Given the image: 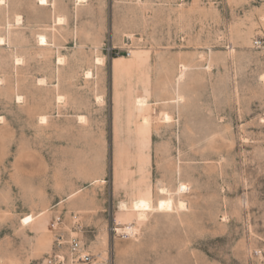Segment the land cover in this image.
<instances>
[{
	"label": "rangeland",
	"instance_id": "374dc122",
	"mask_svg": "<svg viewBox=\"0 0 264 264\" xmlns=\"http://www.w3.org/2000/svg\"><path fill=\"white\" fill-rule=\"evenodd\" d=\"M0 39V264H264V0H0Z\"/></svg>",
	"mask_w": 264,
	"mask_h": 264
},
{
	"label": "bare ground",
	"instance_id": "6f19581e",
	"mask_svg": "<svg viewBox=\"0 0 264 264\" xmlns=\"http://www.w3.org/2000/svg\"><path fill=\"white\" fill-rule=\"evenodd\" d=\"M48 4V0H41V5H47ZM57 20V19H56ZM62 22V21H61ZM58 24V22H56ZM60 23V22H59ZM61 24V23H60ZM1 40V39H0ZM40 45L42 46H45V45H48V41L47 38L42 35L40 37ZM1 44V42H0ZM99 59V58H98ZM19 60V59H18ZM17 60V61H18ZM99 61V60H98ZM19 62V61H18ZM21 62V61H20ZM100 63V62H98ZM18 64V63H17ZM88 74V73H87ZM90 75V73H89ZM89 77V76H88ZM43 79V78H41ZM41 81V80H40ZM44 81V80H43ZM42 83V82H41ZM139 103H140V106H145L147 105L146 104V101L145 99L141 98L139 99ZM166 119L169 121V119L171 118L170 115L166 114ZM44 118V117H43ZM171 120V119H170ZM149 119L148 117H145V122H148ZM161 191H164V188L161 189ZM160 191V192H161ZM167 191V190H166ZM186 191V185L183 184L182 187H179L178 188V193L181 194L182 192H185ZM167 193V192H166ZM169 194V193H168ZM178 204V203H177ZM124 205V208H128L129 205L127 206L126 204H123ZM179 206L181 208L183 207H186V202L184 201V199H180L179 200ZM177 207V206H176ZM174 208V200L172 197H168V198H162L160 200H158V202L154 205L153 202L151 201V199L149 198H142V199H138L137 201H135L132 206H131V211H133L137 217V220L139 222H142V221H145L150 212H154V211H160V210H169V211H172V209ZM175 209V208H174ZM124 210V209H123ZM24 221L27 222V223H30L33 221V216L30 215V216H26L24 218ZM119 233H127L128 235H130L132 232H133V229L131 227H118L116 229Z\"/></svg>",
	"mask_w": 264,
	"mask_h": 264
},
{
	"label": "built area",
	"instance_id": "2783aa9c",
	"mask_svg": "<svg viewBox=\"0 0 264 264\" xmlns=\"http://www.w3.org/2000/svg\"><path fill=\"white\" fill-rule=\"evenodd\" d=\"M67 254L59 248L49 257L48 264H109L108 257L87 249L81 238L72 236L67 240ZM62 242L59 241L58 247Z\"/></svg>",
	"mask_w": 264,
	"mask_h": 264
}]
</instances>
